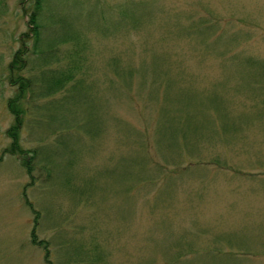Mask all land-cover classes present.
Listing matches in <instances>:
<instances>
[{
	"label": "rangeland",
	"instance_id": "obj_1",
	"mask_svg": "<svg viewBox=\"0 0 264 264\" xmlns=\"http://www.w3.org/2000/svg\"><path fill=\"white\" fill-rule=\"evenodd\" d=\"M117 1L48 0L44 37L57 38L51 27L61 19L52 16L78 12L83 24L74 26L82 31L74 29L83 32L79 43L88 44L86 50L82 43V71L88 65L98 95L103 83L117 80L120 66H111V59L132 70L145 64V82L158 73L174 81L133 96L146 115L158 110L161 120L170 116L175 136L171 132L165 142L171 149L157 152L161 143L155 141L150 152L141 153L150 159L142 167L120 145L115 125L141 122L131 97L139 76L122 98L108 97L112 121L102 113L78 114L73 119L79 124L58 134L57 120L72 123L70 96L60 101L58 93L27 105L19 143L32 154L40 146V155L32 182L18 156L5 153L0 160V264H49L44 246L32 241L35 213L27 200L39 211L36 234L48 243L50 264H90L92 247L103 256L99 264H162L180 251V260L171 264H264V0H146L156 10L139 31L110 26L103 35L97 28H103L104 15L118 19L112 11ZM29 5L30 0H0V154L11 142L7 101L16 93L8 64L28 29ZM101 6L104 14L97 19ZM72 45L60 43L57 52ZM156 56L168 64L159 66ZM103 121L102 143L89 129ZM147 123L152 126L144 119L141 128ZM181 131H191L184 147ZM167 155V162L177 158L179 165L167 163ZM42 160L59 163L69 184L62 174L41 172ZM135 176L146 183L133 188ZM122 182L131 184L129 192H121Z\"/></svg>",
	"mask_w": 264,
	"mask_h": 264
},
{
	"label": "trees",
	"instance_id": "obj_2",
	"mask_svg": "<svg viewBox=\"0 0 264 264\" xmlns=\"http://www.w3.org/2000/svg\"><path fill=\"white\" fill-rule=\"evenodd\" d=\"M21 1L22 3H24L25 0ZM131 3L142 5L133 7L130 5ZM143 3H147V1H117L116 5L113 8L114 10L112 11L116 12L118 19H107V16L104 15V18L102 19L104 20V22L102 23L103 28L100 30L97 28V30L103 35H108L110 26H115V29H122L126 32L139 31L148 23L145 22L144 19H151L156 10V7L153 6V4L148 6L147 4ZM57 5L60 4L57 3ZM107 6L109 7L110 5ZM47 7L48 0H30V5L26 9L28 29L23 34H21L20 47L13 52V56L8 64V81L11 86L16 87V93L7 101L8 109L13 115V123L6 130V134L10 138L11 142L7 147L3 149L2 153L0 154V160L5 153L18 156L22 160L26 172L31 178V182L34 181L33 166L34 163H36V157L40 155V150L38 149L40 146L32 150V154L30 153L31 151L22 148L21 144L19 143V131L24 124V114L27 110V105H30V103H33L34 105L35 103H37L35 102L36 99L56 95L58 93H61V97L56 98H59L60 101L62 99H67L70 96L73 100L72 109L69 114L72 115V123L70 124L68 118L57 120L56 130L58 129V134L65 132V128L70 129L76 127L75 124L79 123L76 122L74 124L73 116L78 114L91 115L102 113V115L110 118V121H112L111 117L107 116L108 111L106 108V102L108 97L112 96L115 98H122L124 92H127V89L133 86V79H136V76H139V83L136 85L135 94H132L131 97L132 100L135 101V103H133V108L136 113L141 116V122L140 125L133 127L131 124H127L125 121L119 118L115 119L116 122L118 120L123 121L122 125H115V130L120 135V145L125 148L126 152H132L133 157L131 158V160L133 162H140L142 167L144 164H146V161L150 162V159L148 158L147 160H145L142 157L141 153L150 152L155 141L161 143V148L155 151L162 154H166L165 152H169L167 148L171 149V147L169 145H166L165 140L166 138L170 137L171 132H173V136H175L174 128H172L170 124H168L170 116L163 121L160 119L161 115L158 110L155 115H146V111H142L137 108L136 98L133 99V96L140 95L141 91H143V93H147L144 92L147 86L160 87L161 84H172L174 83V81L166 79L164 73H162L161 76L158 73L152 78L150 82H145L141 80V77H143L145 74L142 69L145 64L139 65L136 69L132 70L131 68L127 69L123 66V64L118 63L114 59H111V66H120V68L115 71L117 80L115 82H112L109 86L106 84L107 82L103 83L102 96L98 95V93L94 91L95 80L91 77L89 71H87L88 65L82 71L84 61L87 59V55L84 52V45L86 46L87 50L88 44L86 45L84 42H82L84 44L82 45V43H79V37L83 35V32H77V30L82 31V29L80 28V26H78L79 29L75 27L74 23L83 24V22L79 20L83 18L79 17V14L75 9H70L72 12L70 16H52V19H61L54 24L56 29L54 27H51V30H54V33L56 35L55 37H57L55 38V42H53L46 36L44 37L46 26L43 25L42 20H44V11H46ZM103 10V6H101L96 12H94L97 15V19H99L100 17L102 18V15L104 14ZM88 16L90 15L88 14ZM62 19H76L80 22H67V20ZM199 19H205V17L201 16ZM74 27L77 30H75ZM68 41H73V45L69 48V50H67L66 53L60 55L57 52V45ZM28 42H30V45L28 44ZM60 59H63L65 61L63 65L59 64ZM153 59H156L159 66L168 64L165 60L160 61L157 56ZM33 72H36V74H32ZM81 92L83 93L82 95ZM170 98L174 99L173 95L170 96ZM80 100L84 101L81 102ZM179 104L185 105L184 102ZM37 105L39 104L37 103ZM144 119H146L147 121L151 120L153 127L149 123H147L146 126L141 128L142 121ZM161 121H163V123H161ZM173 121L176 122V116H173ZM107 122L108 121H103L102 125L99 124V127L97 129H89V131H95V134L101 135L102 143L105 141L104 132L107 126ZM148 130H151V132H149ZM190 132L191 131H188L186 134H183L181 131V133H179L178 135L179 139H183V147L186 145L189 137H191ZM138 137L140 139H138ZM134 139L136 140L133 141ZM147 143L148 145H146ZM134 146L136 147V150L134 149ZM183 147L180 150L178 157H180V154L184 151ZM172 151L177 150H171L170 153H175ZM175 155L177 157L176 153ZM166 157L170 156L167 155L164 157L167 162ZM125 158L128 159L127 156ZM177 160V158H173V161L167 163H170V165L178 166L179 162H177ZM38 162H41L38 168L47 176L49 174L51 175L54 171L56 172V174H62L59 163L52 164L51 162H48V160H42ZM127 163L128 162L126 161V164ZM158 167L163 168L161 165H159ZM159 172L161 173L162 171ZM67 174L68 173L66 171L60 177L63 178V182L65 184H69L64 179ZM137 178L138 177L135 176L134 183L132 184L133 188L143 186L146 183L145 179H141V181L136 182V180H138ZM31 182L29 184H31ZM130 187L131 184L122 182V186L120 185V190L121 192H129L131 189ZM169 191L170 189L167 188V192ZM27 204L30 205L32 212L35 213L34 227L32 229V241L38 245L44 246L46 250V261L50 264L51 260L49 259L48 243L43 239H38L36 234L39 211L35 209L32 203L28 200ZM92 249L95 250L96 254H92V259L88 257V262L90 264H93L92 260L95 259L96 262L94 261V264H99V260H101L103 256L97 253L96 247H92ZM181 255H183V253L181 254V251L177 252L174 254L173 259H168L162 264H171L172 261L180 260V257H182Z\"/></svg>",
	"mask_w": 264,
	"mask_h": 264
}]
</instances>
